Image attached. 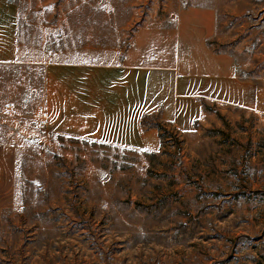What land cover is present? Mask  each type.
<instances>
[{"label": "rangeland", "instance_id": "obj_1", "mask_svg": "<svg viewBox=\"0 0 264 264\" xmlns=\"http://www.w3.org/2000/svg\"><path fill=\"white\" fill-rule=\"evenodd\" d=\"M71 76L121 137L55 131ZM2 141L0 264H264V0H0Z\"/></svg>", "mask_w": 264, "mask_h": 264}, {"label": "crops", "instance_id": "obj_2", "mask_svg": "<svg viewBox=\"0 0 264 264\" xmlns=\"http://www.w3.org/2000/svg\"><path fill=\"white\" fill-rule=\"evenodd\" d=\"M74 76L69 82H57L53 87L52 106L55 113L53 118L54 129L63 137H121L120 133L126 130L125 111L116 108L112 119L106 118L100 109L97 119L92 122L76 120L75 100L78 96V84L73 83ZM75 79L76 76H75ZM223 88V83L219 84ZM6 107V106H5ZM108 107V106H107ZM47 108V106H46ZM103 108V105H102ZM6 109V108H5ZM12 109V108H11ZM6 109V110H11ZM49 111V110H48ZM50 112V111H49ZM109 112L105 113L108 114ZM87 132H93L88 134ZM116 132L118 135H111ZM124 136V134L122 135ZM15 148L13 142H0V202L13 201L15 184Z\"/></svg>", "mask_w": 264, "mask_h": 264}, {"label": "built area", "instance_id": "obj_3", "mask_svg": "<svg viewBox=\"0 0 264 264\" xmlns=\"http://www.w3.org/2000/svg\"><path fill=\"white\" fill-rule=\"evenodd\" d=\"M6 109H11L12 105H6ZM37 114H38V122L41 128H46L49 126L50 121H51V114L46 108L45 105H40L37 109Z\"/></svg>", "mask_w": 264, "mask_h": 264}, {"label": "trees", "instance_id": "obj_4", "mask_svg": "<svg viewBox=\"0 0 264 264\" xmlns=\"http://www.w3.org/2000/svg\"><path fill=\"white\" fill-rule=\"evenodd\" d=\"M156 127L160 131L161 140L170 138L168 141L173 143V144L179 140L178 136L176 134H174V132H169V131L163 129L161 126H156Z\"/></svg>", "mask_w": 264, "mask_h": 264}]
</instances>
